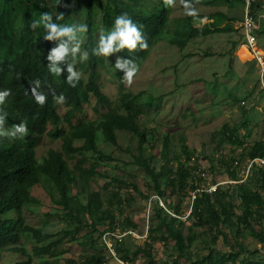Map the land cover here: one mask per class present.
<instances>
[{"label": "rangeland", "instance_id": "1", "mask_svg": "<svg viewBox=\"0 0 264 264\" xmlns=\"http://www.w3.org/2000/svg\"><path fill=\"white\" fill-rule=\"evenodd\" d=\"M45 1L57 16L63 14V25H87L90 7L94 3L96 48L100 34L112 30L104 25L107 0ZM26 4L27 0H0V18L5 13L10 15L11 34L17 46L26 36L23 17ZM135 8L140 16L147 17L159 15L167 9L169 22L140 65L131 85L122 82L124 72L115 68V62L120 58L117 52L108 57L101 56L100 84L114 102L116 111L124 112V95L136 97L134 105L140 112L139 123L148 131L144 155L158 173L163 172L166 156L170 159L165 169L167 176L160 179L161 198L168 215H164L163 223L158 218L150 221L157 195L153 192L149 175L134 163L139 154V138L134 133L117 131L119 146L116 147L99 132L98 148L110 158L94 151L67 153L63 139L52 140L45 136L38 148L39 163L43 164L53 150L64 153L76 177L72 184V209L63 205L56 185L42 174L21 214L28 226L50 234L52 238L39 243L32 233L24 232L19 247L26 253L3 251L0 264H122L118 258L121 254L128 258L126 264H147V258L136 253L144 244L151 247L154 264H192V259L205 257L211 252L226 255L229 258L227 264L264 258V243L252 234L253 230L264 233V216H257L252 223L253 230L245 224H238L236 217L223 221L216 204L214 211L219 213L218 224L211 220L207 204H204L202 215L190 218L197 191L189 188L194 185L210 191L216 183L238 182L251 193L264 195L260 170L258 166L251 167L247 156L248 150L256 143L264 144V37H261L264 23L255 55L245 43L241 29L246 12L245 0H174L171 6H166L164 0H144ZM31 9L38 21L44 13L43 1H35ZM259 12L264 16L263 10ZM40 27L48 35L42 24ZM191 27L219 33L190 39L184 34ZM88 38V31L78 36L77 41L69 42L67 37L63 38L70 48L79 43L80 51L75 57L69 52L68 57L75 65L74 70L82 74L84 91L90 76ZM53 40L58 46L62 42ZM181 42H186V46L182 47ZM242 46L249 51L247 61L239 54ZM84 53L88 54L87 61L80 60ZM0 59H14V56L0 51ZM83 101L74 126L88 121L100 123L111 111L100 105L93 94L85 93ZM57 108L63 117L69 110L65 104L58 103ZM62 126L70 136L73 126L66 122ZM11 128L2 126L0 132H10ZM12 138L0 137V142ZM167 138L171 141L169 148H165ZM84 144V140L73 141L74 147ZM187 155L193 158L191 162ZM232 161L227 170L225 163ZM179 167L196 173L189 175L187 187L177 189L175 194L168 188L167 179L176 177ZM83 172L88 176L87 181L82 177ZM116 180L134 182L138 190L122 186ZM241 191L240 188L225 198L236 216L243 213ZM97 193L104 200L105 209L110 205L106 202L112 197L123 201L121 211L115 206L110 209L121 224L113 230L115 232H107L108 222L98 224L96 228L92 226L87 205ZM175 208L181 212L179 220L183 222V234L189 244L184 257L174 239L168 236L165 226L171 224V217H176ZM128 221L137 228H129L125 224ZM113 237L120 243L117 244ZM238 243L244 251H239ZM37 248L50 250L41 254Z\"/></svg>", "mask_w": 264, "mask_h": 264}, {"label": "trees", "instance_id": "2", "mask_svg": "<svg viewBox=\"0 0 264 264\" xmlns=\"http://www.w3.org/2000/svg\"><path fill=\"white\" fill-rule=\"evenodd\" d=\"M37 0H27V4L23 7L24 24L26 28V36L20 41L19 46L16 45L11 34L10 15L5 13L0 18V51H5L9 55H13L14 59H0V91H10L11 95L6 97L5 103L0 105V109L7 113L4 118L3 126L12 127L14 124L25 122L27 124L28 133L24 137H13L0 142V262L3 260V251H12L17 254L26 253L19 245L22 243L23 233H32L39 243H44L52 238L39 229L30 227L26 224L25 219L21 214L23 206L31 199V190L40 183L41 175L48 176L61 194V202L67 208L72 209V184L76 182V177L71 169L63 152L53 150L50 157L43 164L38 160V148L42 145L45 136H49L52 140H64V151L70 154H77L83 151H94L103 157L110 158L104 154L97 144L98 134L102 132L108 142L118 147L117 131H129L134 133L139 138V154L135 158V164L142 168L152 181V188L157 200L154 204L153 214L150 216V221L158 218L161 223L164 222V215H168L165 208L159 204L163 201L161 198L162 189L160 179L166 175L165 169L170 162L166 156L165 165L162 167L163 172L158 173L151 165L148 158L145 157V141L148 136V131L140 125V112L135 108V96L126 94L122 98V107L124 112H119L113 109L114 102L108 97L100 84L99 65L102 61L101 56L93 54V49L96 48L94 36V3H92L89 11L88 25V43L86 46L90 56V76L86 89L84 91L82 78L77 83L76 87H70L66 82L67 65L70 62L67 56L60 63L63 68V74L60 78L51 74L47 66L51 63L47 60L48 55L58 47L55 40H45L47 36L42 28L38 26L33 29L31 24L36 20L31 9V5ZM44 13H49L53 17V22L63 25V21L57 20V15L54 9L45 1ZM264 0H255L253 11L260 10ZM108 6L105 10L104 25L108 29H112L115 18L122 14H127L140 27L142 36L145 38L148 48L141 51L139 45L135 52L129 53L127 49L117 52L121 59L129 60L138 65L148 57L150 50L155 45L159 36L166 28L169 22V11L164 9L161 14L152 17L140 16L136 12V8L141 6L144 0H107ZM115 14V15H114ZM215 33L207 28H189L184 34L190 39L196 37L209 36ZM182 47L186 46V42H181ZM131 67V65H129ZM39 80L37 86L35 81ZM36 87L38 92L46 95L47 100L43 106L39 105L31 89ZM93 94L100 105L111 109L104 119L97 123L95 121L81 122L74 126V119L83 108L84 94ZM63 94L66 98L65 106L69 109L63 117L57 108V102L53 99L54 96ZM2 115V113H0ZM68 123L73 126V130L68 136L67 131L63 128V123ZM50 126H53L50 129ZM1 128V127H0ZM74 140H84L85 144L82 147H74ZM171 141L169 138L165 141V148H169ZM249 161L252 163V168L258 166L260 170V178L262 189L264 190V144L256 143L247 153ZM189 162L192 157L187 155ZM237 163V162H236ZM233 164L225 163L227 170ZM192 170V169H190ZM195 170V169H194ZM196 171H185L183 168H178L176 177L167 179V186L173 192L177 193V189L187 187L189 175H193ZM167 176V175H166ZM85 180L88 176H82ZM199 178V177H198ZM87 181V180H86ZM122 186H132L138 190L137 184L128 181H118ZM196 185V181H195ZM217 188L208 192L207 188L190 185L196 192V203L190 215L199 216L204 212V204H207L206 210L210 211L211 220L218 224V211H214L215 204L220 209V218L223 221L237 218L238 224H245L252 229V223L257 220V216H264V195L260 193H251L240 183H216ZM241 188L243 198V213L236 216L230 205L227 206L225 198L228 194L238 192ZM106 203H109L108 209H105V202L100 194H94L89 200L87 210L92 217V226L95 228L98 224H109V231L115 232L121 224L116 221L111 208L121 211L123 201L112 197ZM164 204V202H163ZM165 205V204H164ZM115 206V207H114ZM73 211V210H72ZM11 212H15L12 213ZM176 217H171V224H166L168 236L174 239L176 247L181 256H187L189 244L183 234V222L179 220L181 212L178 208L174 209ZM217 219V220H216ZM108 220V221H107ZM129 228L136 229L137 226L132 222L125 223ZM179 224L180 226H175ZM253 230V229H252ZM252 234L255 238L264 243V233H257L254 230ZM114 239V237H113ZM117 244L120 243L114 239ZM239 251H244L243 246L238 243ZM50 248H37L41 254H47ZM121 251L120 247L117 248ZM123 252H126L122 249ZM120 253V252H119ZM137 254H143L147 258V264H154L155 259L152 254L151 247L144 244L137 248ZM238 255V253H236ZM122 262L128 263V258L121 254L118 257ZM229 258L223 254L209 253L202 258L192 259V264H227ZM25 264V263H24ZM31 264V263H26ZM242 264H264V258L260 260H242Z\"/></svg>", "mask_w": 264, "mask_h": 264}, {"label": "clouds", "instance_id": "3", "mask_svg": "<svg viewBox=\"0 0 264 264\" xmlns=\"http://www.w3.org/2000/svg\"><path fill=\"white\" fill-rule=\"evenodd\" d=\"M166 6H171L174 3V0H164ZM63 19V14L57 16V20ZM43 25L44 29L48 32V35L44 37L45 40H61V44L52 50L48 55L47 60L51 63L47 66L48 71L55 75L60 76L63 74V68L60 67V63L65 60V58L71 52L72 56L75 57V54L80 51L79 43L74 47H69L68 43L63 42V38L67 37L69 42L77 41L78 36H83L88 31V26L83 23H72L61 25L53 22V17L49 13H42L40 19L31 24L33 29L37 28L40 25ZM141 26H138L132 21L127 14H122L117 16L114 21L112 30L107 34L103 32L100 34L99 46L94 48L93 54L96 56L108 57L114 52H120L121 50L127 49L129 53L135 52L139 45L141 51L148 48V44L145 38L142 36L140 30ZM81 61L88 60V54L84 53L80 57ZM131 65V67H129ZM75 65L72 62H69L67 65V77L66 82L70 87H76L77 83L81 79V73L77 70H74ZM115 68L119 71L124 72L122 82L128 85H131L134 77L137 75L139 68L136 63H133L129 60H123L118 58L115 62ZM35 84L39 86L40 81H35ZM32 95L34 96L36 102L43 106L47 100L46 95L41 92H38L36 87L31 89ZM11 95L10 91H0V105L5 103L6 97ZM53 99L59 103H66V98L63 94L59 96H54ZM0 127L3 126L5 122V117L7 116L6 112H3L0 109ZM28 133L27 124L21 122L19 124H14L10 132H0V137H24Z\"/></svg>", "mask_w": 264, "mask_h": 264}, {"label": "built area", "instance_id": "4", "mask_svg": "<svg viewBox=\"0 0 264 264\" xmlns=\"http://www.w3.org/2000/svg\"><path fill=\"white\" fill-rule=\"evenodd\" d=\"M254 3H255V0H245L246 12H245L242 24H241V29L243 31L242 34H243L245 43L247 44L250 51H252L256 55L257 53L255 50L258 49L259 39L262 34V22L264 23V16L260 14L261 12L259 11L263 10L264 12V1L261 5V9L257 13H254L252 9ZM261 37H264V34ZM260 161L264 163V160H260ZM216 188H217V185L214 186V188L208 192H212ZM159 203L161 204V206L165 208L163 201L160 200ZM122 264H126V263L122 262Z\"/></svg>", "mask_w": 264, "mask_h": 264}, {"label": "bare ground", "instance_id": "5", "mask_svg": "<svg viewBox=\"0 0 264 264\" xmlns=\"http://www.w3.org/2000/svg\"><path fill=\"white\" fill-rule=\"evenodd\" d=\"M239 54L242 56V58L247 61L249 59V51L245 46H242V48L239 51Z\"/></svg>", "mask_w": 264, "mask_h": 264}]
</instances>
